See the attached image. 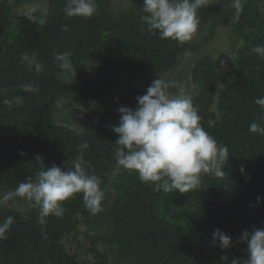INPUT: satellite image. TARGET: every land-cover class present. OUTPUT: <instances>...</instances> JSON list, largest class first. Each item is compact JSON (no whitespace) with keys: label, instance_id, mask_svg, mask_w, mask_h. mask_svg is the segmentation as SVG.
Here are the masks:
<instances>
[{"label":"trees","instance_id":"trees-1","mask_svg":"<svg viewBox=\"0 0 264 264\" xmlns=\"http://www.w3.org/2000/svg\"><path fill=\"white\" fill-rule=\"evenodd\" d=\"M94 2L96 13L82 18L65 15L67 0H0V223L13 218L7 239H0V264H244L249 254L242 233L264 229V135L249 131L253 122L264 126V109L254 102L264 97V57L252 51L264 45V0H240V12L233 0H205L197 10L204 42L231 26L242 45L227 66L202 54L190 69L201 123L227 146L229 158L222 177L202 175L188 193L157 191L116 162L118 109H135L140 89L116 96L93 124L60 122L61 102L69 108L76 99L80 107L101 102L118 69L160 78L200 44L180 45L147 31L144 0H127L123 8L114 0ZM25 5L35 7L19 11ZM44 11V25L27 17ZM63 52H71L77 73L71 85L57 76L55 55ZM25 53L35 54L42 71L26 67ZM24 83L39 90L25 92ZM81 154L106 193L100 213L92 215L78 193L62 203V217L49 216L41 225L38 208L26 199L3 200L41 168H66ZM216 229L232 238L230 247L213 241Z\"/></svg>","mask_w":264,"mask_h":264},{"label":"clouds","instance_id":"clouds-1","mask_svg":"<svg viewBox=\"0 0 264 264\" xmlns=\"http://www.w3.org/2000/svg\"><path fill=\"white\" fill-rule=\"evenodd\" d=\"M205 0H144L141 17L147 31L161 39H172L180 45L190 42L197 34L199 17L197 10ZM232 7L242 10L240 0H233ZM63 11L68 17L91 18L97 11L94 0H67ZM33 23L44 25L47 12L39 16H27ZM64 30L67 27L64 26ZM252 51L264 57V45H256ZM71 52L57 53L55 60L60 71L57 73L61 83L73 84L76 69L71 61ZM26 67L36 72L42 71V64L32 56L22 54ZM25 92L39 90L38 85L24 83ZM170 88H179L176 81L156 79L148 87L146 94L138 96L135 109L121 106L118 126L112 130L118 134L114 155L119 166L138 173L142 182L154 185L157 191L178 190L188 193L200 185L202 175H224V164L228 161V148L219 143L201 123L202 117L194 106L192 97L185 94H172ZM22 102L15 97V103ZM264 109V97L254 101ZM4 104L12 101L4 99ZM211 126L212 121L208 122ZM249 131L264 135V126L253 122ZM81 147H87L82 145ZM71 165L68 167V165ZM243 171V168L241 169ZM101 178L89 174L83 155L74 157L66 168L55 164L41 168L35 180L18 184L14 192L3 197L4 201L16 196L26 199L32 207L38 208V223L45 225L49 216L62 217L65 208L62 203L76 194H82L85 208L96 215L103 211L105 190L101 188ZM13 223L11 216L0 223V239H7L6 232ZM213 241L221 248L232 245V238L220 229L213 232ZM241 241L247 243L249 258L244 264H264V229L252 232L245 230ZM232 264H240L233 260Z\"/></svg>","mask_w":264,"mask_h":264},{"label":"rangeland","instance_id":"rangeland-1","mask_svg":"<svg viewBox=\"0 0 264 264\" xmlns=\"http://www.w3.org/2000/svg\"><path fill=\"white\" fill-rule=\"evenodd\" d=\"M128 4L127 0H114V7L123 8ZM35 5H25L19 9H32ZM207 31L201 30L194 36V41L200 43L197 50L189 51L182 60L181 66H179L174 72H169L160 75L165 81H176L179 88H170L169 92L172 94H185L192 96L196 84L192 80L191 68L195 63V59L202 54H209L216 58L224 66H227L232 62L239 48L242 45V40L236 38V35L231 26L220 27L216 36L208 43L204 42V35ZM188 70L190 73L188 74ZM156 79H159L157 75H145L131 69H118L116 72V83L112 90L106 94L101 102L91 103L83 102L85 107H80V99H76L73 102L72 107L65 106L64 102L59 105L62 108L59 113L61 123L69 124L73 127H78L84 124H93L96 122L100 112L108 108L112 102L116 99V96H121L132 89H140L146 94L148 87ZM115 97V98H113ZM68 103V102H67ZM84 106V105H82ZM89 106V107H88ZM78 109V110H77ZM58 115V116H59ZM83 238V236H82Z\"/></svg>","mask_w":264,"mask_h":264}]
</instances>
